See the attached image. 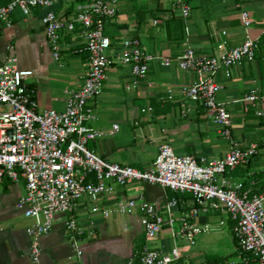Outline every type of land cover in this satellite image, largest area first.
Masks as SVG:
<instances>
[{
  "label": "crops",
  "instance_id": "1",
  "mask_svg": "<svg viewBox=\"0 0 264 264\" xmlns=\"http://www.w3.org/2000/svg\"><path fill=\"white\" fill-rule=\"evenodd\" d=\"M10 1L0 0V7ZM89 1L59 0L55 9L61 18L74 19ZM182 6L189 8L188 16H184ZM242 11L253 20L252 37L262 38L264 0H181L178 6L176 0H117V13L106 24L117 55L122 53L119 43L135 37L155 59L148 77L135 87L130 67L117 58L113 60L102 93L92 102L95 119L90 126L110 133L118 125L119 131L90 142V149L110 162L139 169L153 164L163 143L170 144L179 156L224 157L230 143L207 117L206 108L182 95V88L192 85L197 77L181 70L177 59L189 47L202 54H218L240 45L244 39ZM41 16L40 9H32L29 17L17 10L9 26L0 24V65L15 56L18 68L33 71L28 84L36 91L39 110L62 111L69 94L84 84L88 53L79 31L65 32L61 60L55 61ZM217 80L223 87L218 100L226 103L232 114L233 140L238 144L257 142L260 147L248 175L227 177L235 186L243 185L250 174L264 179V123L256 114L257 108L242 101L246 93L264 82V48L253 62L235 67L230 77L225 69L220 70ZM25 193L23 179L13 182L5 178L0 186V264L30 263L27 229L34 222L17 208ZM139 196L160 208L170 197L161 186L136 181L127 186L112 185L100 203L109 211L107 215L93 213L90 201L78 202L74 215L87 229L80 243L83 256L78 259L73 251L65 230L68 216L62 214L52 231L41 238L40 264H129L145 245L171 250L175 243L169 230L147 241L138 213L115 212L121 202ZM194 222L210 225L215 234L198 236L195 245L179 240L177 246L185 264H243L234 223L225 209H210ZM226 229L232 235L229 247L220 235Z\"/></svg>",
  "mask_w": 264,
  "mask_h": 264
},
{
  "label": "built area",
  "instance_id": "2",
  "mask_svg": "<svg viewBox=\"0 0 264 264\" xmlns=\"http://www.w3.org/2000/svg\"><path fill=\"white\" fill-rule=\"evenodd\" d=\"M58 2L11 0L0 7V24L6 26L11 24L17 10L29 17L32 9H40L55 61L61 60L65 32L79 31L88 53L84 84L69 94L62 111L39 110L36 91L28 84L33 71L18 68L15 56L0 65V186L5 178L13 182L25 180L26 193L19 199L17 208L34 222L27 229L29 264H40L41 238L52 231L62 214L68 216L65 230L80 259L83 256L80 243L87 229L74 215L76 204L90 201L93 213L107 215L109 211L100 203L112 185L127 186L136 181L158 185L181 196L168 197L161 208L144 196L121 202L115 208L120 214L140 215L147 241L159 238L167 229L175 243L169 251L145 245L129 264H185L177 242L183 240L195 245L198 236L213 231L210 225H199L194 220L210 209L219 208L225 209L234 223L233 232L243 264H251L252 260L254 264H264V187L256 191V180L252 178L249 187L243 190V185L235 186L227 177L230 171L253 163L260 147L257 142L238 144L233 140L232 114L227 104L218 100L223 88L217 80L219 71L225 69L230 77L235 67L253 62L260 51L262 38L251 35L250 14L241 12L244 39L240 45L218 54H202L189 47L177 59L181 70L197 77L192 85L182 88V95L206 108L207 117L230 143L228 153L219 159L179 156L170 144L163 143L153 164L139 169L110 162L90 149V142L119 131L118 125L110 133L90 126L95 119L92 102L102 93L107 71L115 58L130 67L135 77L132 87L148 77L155 58L135 37L123 39L119 43L122 53L117 55L114 42L106 33L107 22L117 13V0H90L69 20L58 15L55 9ZM179 3L181 0H176L177 6ZM182 10L184 16L190 14L187 6H182ZM242 101L255 106L264 123V82L246 93ZM220 225L224 226L225 222L221 221Z\"/></svg>",
  "mask_w": 264,
  "mask_h": 264
},
{
  "label": "trees",
  "instance_id": "3",
  "mask_svg": "<svg viewBox=\"0 0 264 264\" xmlns=\"http://www.w3.org/2000/svg\"><path fill=\"white\" fill-rule=\"evenodd\" d=\"M264 48V36L262 37V43H261V48H260V51L262 50ZM259 51V52H260ZM259 52H258V54H259ZM257 54V55H258ZM251 164L252 163H250L248 166H245L244 168H238V169H235V170H233V171H230L229 173H228V175H231V176H235V177H245L246 175H248V168L251 166ZM252 178L254 179V180H256V191H261L262 190V188L264 187V179H263V177H261V176H259V175H257L256 173L255 174H253V176L252 177H247V180L243 183V190L244 189H246L247 187H249V185H250V181L252 180ZM169 191V195H170V197L171 198H173V197H176V198H178V197H180L181 195L179 194V193H176V192H173V191H170V190H168Z\"/></svg>",
  "mask_w": 264,
  "mask_h": 264
},
{
  "label": "rangeland",
  "instance_id": "4",
  "mask_svg": "<svg viewBox=\"0 0 264 264\" xmlns=\"http://www.w3.org/2000/svg\"><path fill=\"white\" fill-rule=\"evenodd\" d=\"M215 233H207L205 234L206 237H209V236H213ZM221 236H223V243L226 245V247H229V246H232V235L231 233L226 229V230H223V233L220 234Z\"/></svg>",
  "mask_w": 264,
  "mask_h": 264
}]
</instances>
